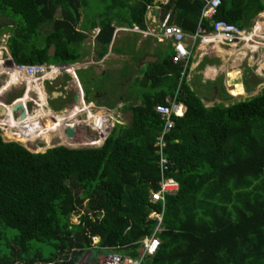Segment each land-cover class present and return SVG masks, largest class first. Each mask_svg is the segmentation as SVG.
<instances>
[{
    "label": "trees",
    "instance_id": "1",
    "mask_svg": "<svg viewBox=\"0 0 264 264\" xmlns=\"http://www.w3.org/2000/svg\"><path fill=\"white\" fill-rule=\"evenodd\" d=\"M96 4L89 15L91 0H0V37L9 33L17 66H74L97 29L100 62L118 28L147 30L150 8L160 10L161 24L169 18L168 25L187 35L196 34L205 8L198 0ZM263 13L264 0H222L215 21L250 30ZM205 27L212 31L210 23ZM134 49L129 46L130 53ZM162 56L141 72V104L124 110L133 112V123L118 124L101 148L60 146L34 154L6 142L0 131V264H84L95 252L140 254L139 243L158 227L151 213H163L162 204L150 201L161 181L155 144L164 123L156 106L174 95L186 68L174 64L173 51ZM180 101L188 112L175 119L166 140L180 191L166 200L161 247L145 264H264V88L255 97L207 108L185 78ZM99 117L107 116L90 115ZM63 142L71 145L66 135Z\"/></svg>",
    "mask_w": 264,
    "mask_h": 264
},
{
    "label": "built area",
    "instance_id": "2",
    "mask_svg": "<svg viewBox=\"0 0 264 264\" xmlns=\"http://www.w3.org/2000/svg\"><path fill=\"white\" fill-rule=\"evenodd\" d=\"M205 3V8L200 20L199 28L194 35H187L183 32V30L179 26H170L168 25V19L164 23H160L156 19H150L153 26H149L147 23V30H141L139 28H118L115 34L118 33H127V34H138L145 38H152L159 40L160 42H169L173 46L174 64H185V72L183 73L181 83L174 93L173 96H169L165 99L163 104L156 106V113L160 116L161 121L164 123L163 130L161 131L159 137L157 138L155 148L157 149V154L159 155V169L161 174V181L159 182V190L153 191L151 194L150 201L153 205L162 204L163 205V213H157L153 211L150 215V220H156L158 222V227L152 237L144 238L140 243V254L137 257H133L127 254H121L118 252H113L112 255L105 257L104 264H145L146 261L150 258L155 257L161 247V241L157 238V234L163 231L162 224L164 219V210L165 204L168 197L176 196L180 191V184L176 179L171 177V161L166 155V149L168 147L167 144V136L172 133L175 129V119L176 118H184L188 112L187 106L180 101V95L182 92V83L185 78L188 79L187 73L190 72L191 68V60L196 50L203 46L206 47V51L216 48L217 46H223L226 48H233L238 51V49L245 50L247 46H250L252 51L261 52L262 48L264 49V26L263 29L259 26H262L261 23L257 24L255 28L252 30H242L237 26L231 25L224 21H215V18L218 14L220 7L222 6V0H198ZM169 2V1H168ZM167 2V3H168ZM154 9L150 8V14H152ZM210 23L212 27V31H209L206 27V23ZM100 31L96 34L98 35ZM14 71H17L18 74L24 76L25 79H17L16 84L13 87H22V85H26V94H36V100L30 98L25 105L29 103H34L36 111L34 113L35 116L38 115L42 109L46 110V107L43 106L42 93L39 88L31 89V84L38 85L41 84L46 93L45 84L49 83L50 86H53L54 82L64 73H72L75 71V68L65 69L64 67H55V66H14ZM12 76H10V80ZM25 94V95H26ZM47 96V93H46ZM20 101V100H18ZM17 101V102H18ZM16 102L9 107H13ZM81 110L76 108L72 111H67L64 115L70 116V114H74V112L78 110V113L82 116L83 114H87L86 118H83L87 127H89L94 133H98L100 137L96 141L90 142L89 148H101L106 142L104 125L110 126L111 121L107 120L106 117L99 118H90V115L99 116V111L95 110V108H91L86 105L84 102V98L81 100ZM48 100H47V109L49 114L46 118H51L53 120L52 128H46L43 124V121L40 123L41 125H33L30 123H4L1 121L0 123V131L5 135L9 131H12L14 135L17 137H23L29 140V142L37 140H43L44 134L51 132L53 135L57 134L55 129L58 128L60 118H58V113L52 111L48 108ZM88 108H91L90 110ZM5 109V108H4ZM8 112V111H7ZM28 115L30 112L27 110ZM33 116V117H35ZM76 116V115H75ZM113 118V117H111ZM63 122H66L67 128H75L77 124H79L78 118H62ZM93 119H97L98 123L94 124ZM38 120V119H37ZM36 120V121H37ZM96 121V120H95ZM15 127H12L14 126ZM64 134L69 140H72L68 137L66 128H64ZM15 136V137H16ZM105 137V138H104ZM40 138V139H38ZM20 139V138H19ZM17 143V142H16ZM27 144V143H24ZM97 239L94 241V245H98Z\"/></svg>",
    "mask_w": 264,
    "mask_h": 264
},
{
    "label": "crops",
    "instance_id": "3",
    "mask_svg": "<svg viewBox=\"0 0 264 264\" xmlns=\"http://www.w3.org/2000/svg\"><path fill=\"white\" fill-rule=\"evenodd\" d=\"M153 18L159 21V19L157 17V12H154V14L152 12V14H150L147 17V23L150 26L152 24L150 19H153ZM262 29H263V27H262ZM97 30L100 31L99 29H97ZM97 30H95V31H97ZM95 31H93L92 33H94ZM127 35H129V34H127V33L121 34V32L118 34H115L113 43L110 47L109 54L106 56V58L103 61L97 62L95 51H96V37L98 35L95 33L93 40H92L93 47L95 48V50H93V52H91L89 54L88 52H86L84 50V47H85V45H84L83 51L85 52L84 53L85 57H83V60L80 61V63H78L74 66H70V68H75V71L70 73V74L69 73L62 74L54 82L53 86H51V87H54V89H55L54 93L52 94V96H53L52 101L54 102V101L58 100L57 102H65L66 105H65V107H63V109H64L63 111H65V110H71L72 111V110H74L76 108H80L82 106L81 100L84 98V102L86 103L87 106H89L91 108H95V110H98L99 115L100 114L106 115L107 120H110V121L112 120L111 125L114 126V129L118 124H121V123L123 124V122H126L128 124L127 115L130 112H124L125 108L132 106V105H140L141 100L140 101H139V99L134 100L133 97L132 98L131 97L126 98V97H122V96L117 97L116 94L114 93V90L111 88V85L109 83H106V81L101 82L98 80V79H100L101 76L105 77V76H107V74H110L109 72H111L114 75L115 73H117V72L119 73V71H123V69H124V66H122L121 69L117 68V70H116V68H115L112 71H109V70H107V68L109 67V66H107V63H108L107 61L113 56H115L117 59H120V60H123L126 58H131L132 64L135 66L138 65L140 67L138 70V73L141 75L142 70L146 69L148 66H154L155 67L161 61V58L163 57L162 54H165L166 51L167 52L168 51L174 52V50H173L172 44L169 42H160L159 40L152 39V38H145V37L138 35V34H130V36H127ZM89 38H90V34H89ZM119 40H120V42H118ZM158 43L163 45V50H161L159 52L157 51V50H159L158 49V45H159ZM130 45L134 46V48H135L133 53H130V51H129ZM165 46H167V47H165ZM218 49L227 52V55L221 56L220 51H218ZM206 50L207 49L205 46L201 47L199 49V51L196 50V52L193 55L192 60H191V68L189 70L190 72H189V76H188L187 80H188V83L190 84V86L192 87V89L194 91H196L197 88H202L204 86L209 85L210 83L214 84L213 85L214 88H211L212 92H213V96L208 97V98H205L206 96H202L203 98H201L203 103L205 104V106L207 108H210L208 106L211 105L212 103L214 104V103H216L218 101H222V100L224 102H227L229 100L237 99V97H234V96H233V98H228L229 95H227V93H230L227 90L229 88V87L227 88V84L229 82L233 81V80H231V78H229L230 73L229 72L228 73L227 72L220 73V71H219L221 66H223V64H225V62L227 63V60H228L227 57L231 58L233 56L232 53L237 51V50H235L233 48H231V49L226 48L223 46H217L216 48L211 49V51L210 50L206 51ZM230 50H232V51H230ZM208 55H216L218 57V59L209 60L210 64L207 65V67H205L204 70H201V65L206 60H208L206 58ZM212 62H215L216 65H214L215 63L211 64ZM123 63H124V60L122 61L121 64H123ZM133 65H131V68ZM135 69L137 70V68H135ZM80 73H83L84 75L87 76V78H90V80H92L93 82H96V84L97 83L99 84L97 87V90H96L97 93L94 94L95 101H93V100L88 101V95H87L88 90H86L84 83H86L88 85V84H90V81H88L86 78L83 79L79 75ZM120 74H122V73H120ZM222 76L225 77V86H222V82H224V78H222ZM258 78L260 79L259 75H258ZM127 79H129V78L128 77L126 78V82H127ZM256 81L257 80H255V82H252V85L250 83L247 84L245 82H244V84H241V85L244 86V88H245V90H247V92L251 91L252 89L261 88L260 84H256V85L254 84V83H256ZM128 82L130 83V81H128ZM116 87H117V85H116ZM223 87H225V88H223ZM124 90H125V88H124ZM72 91H74L73 94L71 93ZM217 94L219 96L224 95L223 99H221L219 96H217ZM76 95H79V97H80L79 103H75V101H74V98ZM240 97L242 98L244 96L241 95V96H239V98ZM61 99H62V101H60ZM118 99H119V101H118ZM108 104L113 105L115 107L113 109L109 110L107 107ZM212 107H214V105ZM81 108H80V110H81ZM91 108H88V109L90 110ZM74 114H76V111L74 112ZM68 117H73V116H68ZM80 117H81V115L79 113L76 114V118H78V120L80 119ZM111 117H113V118H111ZM97 242L99 243L100 240L97 239ZM101 260H102V257H100L98 259V262H96L94 255H91L88 258H86V261H84V264H102Z\"/></svg>",
    "mask_w": 264,
    "mask_h": 264
},
{
    "label": "rangeland",
    "instance_id": "4",
    "mask_svg": "<svg viewBox=\"0 0 264 264\" xmlns=\"http://www.w3.org/2000/svg\"><path fill=\"white\" fill-rule=\"evenodd\" d=\"M97 1L98 0H91L92 8H90L89 15H94L93 12H95L97 9V4H96ZM163 1H164V3H167L170 0H163ZM159 11L160 10L156 8L153 10V14H154V12H159ZM149 12H150V9H149ZM149 12H148V14H149ZM259 23H261L262 26H264V14L259 16L258 19L255 20L254 24H255V26H257V24H259ZM151 26H153L152 28L156 27L155 25H152V24H151ZM255 26L253 27V29L255 28ZM118 27H120V26H118ZM97 31H95L94 33H90V38L85 43L84 50L86 52H88L89 54L91 52H93V50H95V48L93 47L92 40H93L95 33H97ZM121 34H123V33H121ZM127 36H130V34ZM8 38H9V33H5L3 36L0 37V54H1L0 56H2V58H3V61H0V63L4 64V65L6 62L13 60L11 57L10 51L8 49V43H7ZM118 42H120V40ZM158 44H159L158 45L159 50H157V51L159 52V51L163 50V45H161L160 43H158ZM165 47H167V46H165ZM230 51H232V50H230ZM82 52H84V51H82ZM233 53L234 54L231 58L227 57V59H228L227 63L225 62V64H223V66H221L219 71H220V73H222V72L228 73L229 72L230 74L233 73L236 75L237 79L234 81H231L227 84V88L229 87L227 90L230 93H227V92L226 93L231 98H233V96H234V97H237V99L229 100L227 102H224L223 100L218 101L214 104L212 103L211 105H209L208 107H210V108L213 105L221 104L223 102L226 103V105H232L236 102H240V101L247 99V97H255L264 88V49L262 48L261 52H257V53L255 51H252V50L238 49V51H235ZM165 54H167V51L165 52ZM221 56H224V55H221ZM206 58L208 60L218 59V57L216 55H208ZM123 60H124V63L121 64ZM123 60L117 59L115 56L111 57L107 61L108 62L107 66H109L107 68V70L112 71L115 68H116V70H117V68L121 69L122 66H124L125 70L123 69V71H119V73L117 72L118 74L115 73L114 75L111 72H109L110 74H107V76H105V77L101 76L100 79H98V80L101 82L106 81V83H109L111 85V88L114 90V93L116 94L117 97H120V96L126 97V98L127 97L128 98L133 97L134 100L139 99V101H140L141 96L144 93H146V89L142 88L139 85L140 74L138 73V70L140 67L138 65H136V66L133 65L131 58H126ZM162 60H163V57L161 58V61ZM213 63H215V62H212L211 64H213ZM131 65H133L132 68H131ZM214 65H216V63ZM135 68H137V70ZM1 69H6V68L1 67ZM120 73H122V74H120ZM79 75L83 79L86 78L88 81H90V84H88V85L86 83H84L86 90H88L87 91L88 101H90V100L95 101L94 94L97 93L96 90H97V87L99 84L98 83L96 84V82H93L92 80H90V78H87V76L84 75L83 73H80ZM258 75L260 76V79L258 78ZM127 77L129 79H127V82H126ZM222 78H224V82H222V86H225V77L222 76ZM229 78H230V75H229ZM255 80H257V81L254 84L255 85L260 84L261 88H259V89L256 88V89H252L251 91H248L247 96H245V94H246L245 88H239V90H237V95H235L232 92V90L235 89V85L244 84V82L247 84L250 83L252 85V82H255ZM128 81H130V83ZM9 82H10V76L6 73L2 74L0 76V91L2 89H4ZM116 85H117V87H116ZM213 85L214 84L210 83L209 85L204 86L202 88H197L196 92L199 95V97H201V98H203L202 96H206L205 98L212 97L213 92H212L211 88H214ZM45 87H46V93H47V100H48V104H49L48 108L51 109L52 111L56 110L57 112L56 111L55 112L58 113L59 116L67 113V111H69V110L63 111L64 110L63 107H65V105H66L65 102H55L53 105H51V102L53 99L52 94L54 93L55 89H54V87H51L49 83L45 84ZM25 88H26V85L24 84L22 87H19V86L18 87H12L11 89H8L9 90L8 92H4V90H3L4 94H3V92L0 93V106L5 107L3 105V103L8 105V106H12L17 101L16 99L24 98L25 94H26ZM124 88H125V90H124ZM223 88H225V87H223ZM71 93L73 94L74 91H72ZM7 95H9L10 97H7ZM241 95L244 97L239 98V96H241ZM217 96H219V95L217 94ZM219 97L221 99H223L224 95H221ZM31 98L36 100V94L35 93L32 94ZM118 101H119V99H118ZM3 107H0V109ZM35 107L36 106L34 103H29L27 105V107H25V109H26V111L28 110L30 112V114H32L33 112L36 111ZM107 107L109 110H111L115 106L108 104ZM21 114H22L21 111H19L18 115H21ZM86 115L87 114H83L80 117L79 124H77V126L74 128L76 131V138L69 140L71 145L64 144L65 142H63V138L61 137V135L60 136L56 135V138L53 139V141H52V148H48L47 142L44 139L43 140L35 139L36 140L35 142H31V143L27 142V144H24L20 140L23 137L9 138L7 136V134L4 135L2 132L1 133H2V136L4 137V140L6 142H8V143H11V142L20 143L23 146H25L30 152H32L34 154L45 153L50 149L60 147V146H64V147H67L70 149H90L89 148L90 142L96 141L98 139V137H100V136L98 133H94L89 127L86 126L85 121H83V118L87 117ZM62 117H68V116H62ZM73 118H75V117L73 116ZM30 124H32V123H30ZM43 124L46 128H47V125L53 126V120L51 118H43ZM124 124H127V123L124 122ZM66 125H67L66 122H64L63 126L66 127V131H67L68 128ZM14 127H15V125H14ZM113 129H114V126H113ZM61 138H62V140H61ZM38 139H40V138H38ZM40 148L43 149L44 152H40L38 150ZM79 220H80L79 218H74L73 222L78 224ZM112 253L113 252H111V251L103 252V253L95 252L94 253L95 261L98 262V259L100 257H102L101 262H102V264H104L105 257L112 255Z\"/></svg>",
    "mask_w": 264,
    "mask_h": 264
},
{
    "label": "bare ground",
    "instance_id": "5",
    "mask_svg": "<svg viewBox=\"0 0 264 264\" xmlns=\"http://www.w3.org/2000/svg\"><path fill=\"white\" fill-rule=\"evenodd\" d=\"M260 28H262L263 26H259ZM245 50H251V48H250V46H247V48L245 49ZM218 51H220V54L221 55H227V52H225V51H223V50H220V49H218ZM234 53H232V55H233ZM1 55V54H0ZM0 61H3V58H2V56H0ZM11 61H8V62H6L5 63V67H6V69L5 70H0V76L2 75V74H8L9 76H12V79L10 80V82L7 84V86L4 88V89H2L1 91H0V93H2L3 92V90H4V92H8L9 90L8 89H11L13 86H14V84H16V82H17V79H21V78H23V79H25V77L24 76H21L20 74H18L17 73V71H14V66H11L9 63H10ZM15 66H16V64H15ZM230 78H231V80H236L237 78H236V75L235 74H233V73H231L230 74ZM262 82V81H261ZM23 86V85H22ZM39 88V90H40V92L42 93V100H43V106H45L46 107V110H44V109H42V111H40L39 113H38V115H36L35 116V114L36 113H34V114H29L28 116H27V118H26V121L24 122V123H32L33 125H41L40 123L43 121V118H46L48 115H50L49 114V111H48V109H47V96H46V93H45V91H44V88H43V86L41 85V84H38L37 86L36 85H34V84H31V89H35V88ZM239 88H244L243 87V85H235V89L234 90H232V92L235 94V95H237V90H239ZM4 92H3V94H4ZM31 98V96H30V94H26L25 95V97L24 98H22V99H20V101H18V102H16V104H15V106H25L26 104H27V102H28V100ZM0 107H3V106H0ZM6 107V108H5ZM5 107H3V108H5V110H7L8 111V115L10 116V117H12L13 116V113H14V109H15V107L13 106V107H7V105L5 104ZM80 109V108H79ZM1 110V109H0ZM76 114H78V110H77V112H76ZM76 114H70L71 116H74L75 118H76ZM33 116H35V117H33ZM61 116H63V115H61ZM61 116H58V118H60V122H59V126H58V128L57 129H55V131H57V134L56 135H58V136H60L61 135V137L62 138H64V136H65V134H64V128H66L65 126H63V121H65V120H62L61 118H69V117H61ZM64 116H66V115H64ZM38 119V120H37ZM37 120V121H36ZM1 122V121H0ZM5 123H7V122H5ZM13 127V126H12ZM56 135H53L51 132H48V133H45L44 134V140L47 142L49 139L50 140H52V138L54 137V136H56ZM7 136H11V137H14L15 138V136L16 135H14L13 133H12V131H9L8 133H7ZM17 137V136H16ZM56 138V137H55ZM61 138V139H62ZM39 150V149H38Z\"/></svg>",
    "mask_w": 264,
    "mask_h": 264
},
{
    "label": "water",
    "instance_id": "6",
    "mask_svg": "<svg viewBox=\"0 0 264 264\" xmlns=\"http://www.w3.org/2000/svg\"><path fill=\"white\" fill-rule=\"evenodd\" d=\"M55 54H56V48L52 47L50 55L52 57H54ZM10 65L11 66H15V62L13 60H11ZM62 67H64L66 70L70 68V66H68V65H64ZM247 93L248 92L246 90L245 96L248 95ZM7 97H10V96L7 95ZM248 98H251V97H247V99ZM74 101H75V103H79V101H80L79 95L75 96ZM14 107H15V109H14V113H13L12 117H10L7 114L8 113L7 110H5L4 108H1V110H0V121L7 122V123H12V122L14 123V119H15V123H17V124L24 123L26 121L27 116H28V113H27V111L25 109V106H20V105L19 106L18 105L15 106L14 105ZM19 111H21V113H22L21 115H18ZM32 114H34V112ZM133 115H134L133 112H130L127 115V122H128L129 125L133 123ZM104 129L106 130V133H107V135L105 136L106 137L105 139L107 140L110 137V135H111L113 130L108 125H104ZM67 135H68L69 138L75 139L76 138L75 129L74 128H68L67 129Z\"/></svg>",
    "mask_w": 264,
    "mask_h": 264
},
{
    "label": "clouds",
    "instance_id": "7",
    "mask_svg": "<svg viewBox=\"0 0 264 264\" xmlns=\"http://www.w3.org/2000/svg\"><path fill=\"white\" fill-rule=\"evenodd\" d=\"M61 67H62V66H61ZM66 73H67V72H66ZM21 99H22V98H21ZM16 100L18 101V100H20V98H19V99H16ZM16 100H15V101H16ZM17 101H16V102H17ZM7 107H8V105H7ZM70 111H71V110H69V112H70ZM112 132H113V131H112ZM111 134H112V133H111ZM106 141H107V140H106ZM19 144H20V143H19ZM104 144H105V143H104ZM90 149H91V148H90ZM93 149H94V148H93Z\"/></svg>",
    "mask_w": 264,
    "mask_h": 264
}]
</instances>
